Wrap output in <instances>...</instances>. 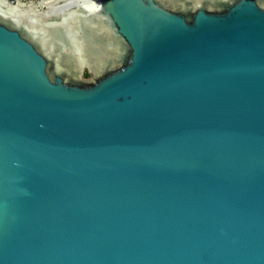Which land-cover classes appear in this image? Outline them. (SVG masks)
<instances>
[{"label":"water","instance_id":"water-1","mask_svg":"<svg viewBox=\"0 0 264 264\" xmlns=\"http://www.w3.org/2000/svg\"><path fill=\"white\" fill-rule=\"evenodd\" d=\"M0 264H264V0H0Z\"/></svg>","mask_w":264,"mask_h":264}]
</instances>
